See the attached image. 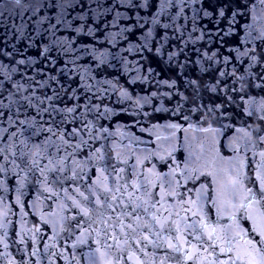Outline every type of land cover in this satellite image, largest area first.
<instances>
[{"label":"snow or ice","instance_id":"6c2138e0","mask_svg":"<svg viewBox=\"0 0 264 264\" xmlns=\"http://www.w3.org/2000/svg\"><path fill=\"white\" fill-rule=\"evenodd\" d=\"M247 191L249 195H252L253 197L255 196V194L252 192V189H248ZM259 195L261 199H264V182H262L261 184ZM240 207L245 208V205L241 204ZM190 227H193L194 229L203 228V225L195 224V225H190ZM214 232H215V229H213L211 233L202 231L200 235L196 236V240L201 244H204L210 241L211 243L209 244V247H212L213 250L215 251V246H216L218 238L214 239L213 237ZM204 235L207 236V241L201 239V236H204ZM261 235L264 236V231H261ZM248 243L250 245V251L244 254L238 253L235 256L228 255L229 253L233 252V249L231 247H221L219 249V253L224 254L226 258L224 260L214 261L213 264H239V262H242V261H246V264H264V239L256 241L255 243H253L252 240H249ZM169 246L174 247L173 245H169ZM175 250L177 252L183 251V249L181 248H176ZM192 258H193V255L191 253L186 254L185 257H183V259H192Z\"/></svg>","mask_w":264,"mask_h":264}]
</instances>
